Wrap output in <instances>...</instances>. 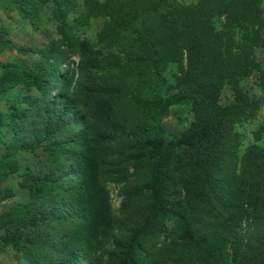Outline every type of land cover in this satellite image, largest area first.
<instances>
[{
  "label": "trees",
  "instance_id": "16d2710c",
  "mask_svg": "<svg viewBox=\"0 0 264 264\" xmlns=\"http://www.w3.org/2000/svg\"><path fill=\"white\" fill-rule=\"evenodd\" d=\"M84 6L86 18L107 19L95 42L73 43L62 30L32 66L0 65L1 98L27 92L0 123L10 133L0 202L11 197L2 186L11 175L27 195L0 213V252L11 248L29 264H264V146L239 157L235 131L257 108L242 83L256 74L264 85L255 58L263 0ZM0 48L15 49L2 35ZM225 88L234 97L227 105ZM178 105L190 106L192 120L167 136L160 119ZM37 152L32 168H20L19 154ZM108 182L121 185L119 216ZM167 220L178 233L156 249Z\"/></svg>",
  "mask_w": 264,
  "mask_h": 264
},
{
  "label": "rangeland",
  "instance_id": "374dc122",
  "mask_svg": "<svg viewBox=\"0 0 264 264\" xmlns=\"http://www.w3.org/2000/svg\"><path fill=\"white\" fill-rule=\"evenodd\" d=\"M0 0V35L8 40L15 49L0 48V65L9 62L20 61L24 65L32 66L38 59V54L45 45L51 41H59L63 36L62 30H65L73 43L77 40H89L95 42L98 33L107 22L105 18H86L85 0ZM104 2L106 0H96ZM181 4H191L197 0H177ZM26 6L28 14L20 10L21 4ZM264 7V0H263ZM2 47V46H1ZM75 54L72 56L74 61H78L79 55L76 53V47L73 48ZM256 60L264 65V49L255 50ZM178 73L176 65H171L169 75ZM244 92L250 100L257 102L256 110L243 119L235 126V131L239 134L238 156H242L246 148L250 145L264 146V85L260 83L259 77L254 74L244 80L242 83ZM16 96L12 100H6L0 96V123L9 121L7 114L14 109L23 107V103L18 101L27 92L23 88H18L14 92ZM31 95H37L32 91ZM234 101L232 92L225 88L221 93V104L227 105ZM192 120V114L189 105H178L168 109L162 115L159 125L163 128L167 136H178ZM0 126V162L7 145L10 144L9 128L2 129ZM9 127V126H8ZM31 154H19L17 156L20 168H32L38 156ZM130 180L137 184L141 180L139 174L129 169ZM19 178L17 175H11L3 184V187L11 191V197L0 202V213L15 203L26 202L27 195L18 186ZM120 189L121 185L113 182L106 183V190L109 195V202L112 212L119 216L120 212ZM143 200H148V194H145ZM177 225L173 220H167L164 224L162 233L155 240V248L166 247L176 237ZM0 264H29V262L15 250L6 248L0 252ZM178 253V252H172Z\"/></svg>",
  "mask_w": 264,
  "mask_h": 264
},
{
  "label": "crops",
  "instance_id": "0c3cea01",
  "mask_svg": "<svg viewBox=\"0 0 264 264\" xmlns=\"http://www.w3.org/2000/svg\"><path fill=\"white\" fill-rule=\"evenodd\" d=\"M2 253H0V255H1Z\"/></svg>",
  "mask_w": 264,
  "mask_h": 264
}]
</instances>
